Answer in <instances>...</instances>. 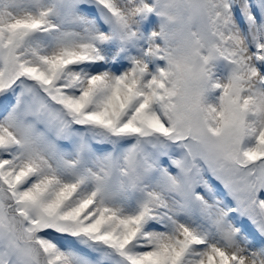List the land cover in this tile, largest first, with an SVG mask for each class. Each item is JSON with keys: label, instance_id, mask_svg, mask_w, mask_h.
Here are the masks:
<instances>
[{"label": "snow or ice", "instance_id": "1", "mask_svg": "<svg viewBox=\"0 0 264 264\" xmlns=\"http://www.w3.org/2000/svg\"><path fill=\"white\" fill-rule=\"evenodd\" d=\"M0 264H264V0H0Z\"/></svg>", "mask_w": 264, "mask_h": 264}]
</instances>
